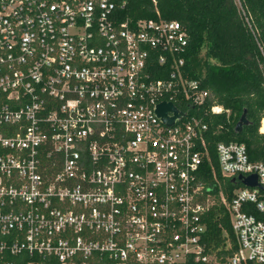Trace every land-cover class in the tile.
I'll list each match as a JSON object with an SVG mask.
<instances>
[{
    "label": "built area",
    "instance_id": "2783aa9c",
    "mask_svg": "<svg viewBox=\"0 0 264 264\" xmlns=\"http://www.w3.org/2000/svg\"><path fill=\"white\" fill-rule=\"evenodd\" d=\"M124 5L0 0V264H264V162L218 140L229 197L204 182L207 118L223 108L185 70L179 21L118 20ZM160 100L181 111L171 123ZM212 204L234 235L226 255L201 242Z\"/></svg>",
    "mask_w": 264,
    "mask_h": 264
},
{
    "label": "trees",
    "instance_id": "16d2710c",
    "mask_svg": "<svg viewBox=\"0 0 264 264\" xmlns=\"http://www.w3.org/2000/svg\"><path fill=\"white\" fill-rule=\"evenodd\" d=\"M258 29L256 38L240 18L234 0H125L117 19L155 17L176 19L187 33L184 67L198 78L210 93L209 103L223 110L209 115V160L204 159V182H222L229 197L230 178L222 179L216 165L215 141L244 143L248 158L264 162V131H258L264 118V0H241ZM247 122L236 131L234 124L242 110ZM261 121V120H260ZM261 127V126H259ZM216 190L213 188V191ZM201 242L209 249L229 254L235 245L228 215L222 205L212 204L203 217ZM226 242L230 246L225 247Z\"/></svg>",
    "mask_w": 264,
    "mask_h": 264
},
{
    "label": "water",
    "instance_id": "95a60500",
    "mask_svg": "<svg viewBox=\"0 0 264 264\" xmlns=\"http://www.w3.org/2000/svg\"><path fill=\"white\" fill-rule=\"evenodd\" d=\"M155 110L160 115L162 120L166 123H171L175 116H178L181 114V111H179L170 101H166V100H160L156 104ZM167 110H171L172 114L168 115L166 113ZM246 122H247V119L245 116V110L243 109L234 124V129L238 131L241 128V125L245 124ZM237 177H240L241 181L244 184H249V185L256 184V177L254 173H249L245 176L238 174Z\"/></svg>",
    "mask_w": 264,
    "mask_h": 264
},
{
    "label": "bare ground",
    "instance_id": "6f19581e",
    "mask_svg": "<svg viewBox=\"0 0 264 264\" xmlns=\"http://www.w3.org/2000/svg\"><path fill=\"white\" fill-rule=\"evenodd\" d=\"M259 129H260V131L264 130V118L262 119V125H261V127Z\"/></svg>",
    "mask_w": 264,
    "mask_h": 264
},
{
    "label": "rangeland",
    "instance_id": "374dc122",
    "mask_svg": "<svg viewBox=\"0 0 264 264\" xmlns=\"http://www.w3.org/2000/svg\"><path fill=\"white\" fill-rule=\"evenodd\" d=\"M262 125V119H261V121L259 120V126H261ZM258 126V131H260V127ZM264 131V130H263Z\"/></svg>",
    "mask_w": 264,
    "mask_h": 264
}]
</instances>
